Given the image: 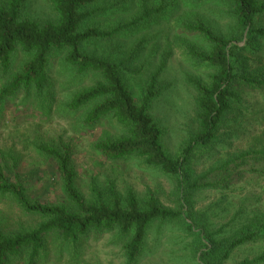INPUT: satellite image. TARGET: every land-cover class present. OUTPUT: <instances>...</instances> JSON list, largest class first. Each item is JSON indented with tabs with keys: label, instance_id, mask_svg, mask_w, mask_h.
<instances>
[{
	"label": "trees",
	"instance_id": "trees-1",
	"mask_svg": "<svg viewBox=\"0 0 264 264\" xmlns=\"http://www.w3.org/2000/svg\"><path fill=\"white\" fill-rule=\"evenodd\" d=\"M46 1L53 19L26 15L27 0H0V74L7 75L17 57L22 56L16 72L0 89V103L20 92L26 100L36 97L37 107L44 113L57 107L65 116H77L82 129H93L103 121L115 124L118 134L93 142L92 148L108 161L135 160L172 178L177 204L167 207L152 192L140 197L130 187L121 193L112 183L104 188L91 185L85 195L76 181L69 149L39 142L36 148L55 164L62 189L60 199L42 202L29 196L16 171L20 156L9 152L11 175L7 163L0 161V201L37 221L26 226L0 215V264L14 260L36 264L47 257L49 245L59 253L68 251L76 256L89 237L106 233L121 241L126 264H135L155 224L176 226L192 237L191 251L198 255L196 264H223L237 246L264 239V214L248 218L232 233L217 239L207 221L197 218L188 207L195 190L226 188L243 174L248 159H264V146L228 156L205 176L192 181L187 177V167L197 153L226 140L220 133L222 129L232 127L234 133L242 132L249 116L245 96L250 92H262L264 96V0L189 1L193 6L214 2L222 5L232 26L226 33L203 20L181 26L183 33L204 43L184 45L182 50L197 69L205 70V75L186 77L195 93L196 127L176 154L165 149L164 128L151 113L152 102L164 89L158 74L149 78L137 98L121 75L122 61L89 49L98 41L132 35L163 14L165 6L153 7L141 0L135 17L103 27L96 18L110 12L102 5L106 0ZM54 68L72 82L82 83L87 78L91 82L56 104L51 79ZM263 117L256 115L252 120L259 123ZM261 261L264 252L251 263Z\"/></svg>",
	"mask_w": 264,
	"mask_h": 264
},
{
	"label": "rangeland",
	"instance_id": "rangeland-1",
	"mask_svg": "<svg viewBox=\"0 0 264 264\" xmlns=\"http://www.w3.org/2000/svg\"><path fill=\"white\" fill-rule=\"evenodd\" d=\"M190 0H147L153 7L165 6L163 14L132 35L112 41L97 42L89 49L97 54L110 55L122 61L121 75L135 97L141 95L149 78L158 74L164 85L160 95L152 102L151 113L164 128L165 149L176 154L185 143L188 134L196 127L195 93L186 83L188 75L204 76L205 70L197 69L184 56L182 46H203L200 38L183 33L181 26L193 20H203L221 33L232 26L224 14L222 5L206 3L193 6ZM141 0H106L102 5L111 10L96 22L107 27L128 21L139 12ZM25 13L38 20L53 19L54 15L46 0H27ZM264 63V47L262 49ZM22 56L19 55L7 75L0 74V89L16 72ZM164 63V64H163ZM162 69L158 72L160 66ZM56 67V66H55ZM158 72V73H157ZM55 103L79 87L90 84L87 78L82 83L72 82L55 72L51 74ZM246 97L249 115L242 132H233L232 127L221 130L226 137L219 146L197 153L187 167L188 179L205 176L220 161L246 149L260 150L264 146V117L253 122L256 115L264 116L263 93H248ZM36 97L25 99L17 93L0 103V161L7 163L10 173L11 159L7 154L20 156L16 171L25 183L31 198L42 202H54L62 196L61 184L52 160L46 159L36 148L45 143L56 147L66 146L75 168L76 181L85 195L89 187H106L109 183L121 193L132 188L140 197L149 191L167 207H176L174 180L161 172L143 167L140 162H112L104 159L92 148L93 142L118 134L115 124L101 122L93 129H82L77 116H65L57 107L44 113L37 107ZM253 114V115H252ZM255 115V116H254ZM2 156H5L4 159ZM2 158V159H1ZM197 218L208 223L212 235L221 239L232 233L245 220L264 214V159H248L243 174L226 188L205 187L195 190L189 206ZM187 209V207H186ZM0 215L11 218V223L22 222L29 226L37 219L14 211L10 203L0 201ZM192 237L168 224H155L146 238V244L135 264H196L198 255L191 251ZM121 241L112 233L89 237L80 246L76 256L68 251L59 253L49 245L45 259L36 264H126ZM264 252V239L246 242L234 248L223 264H264L251 261ZM247 260V262H246ZM11 264H24L12 261Z\"/></svg>",
	"mask_w": 264,
	"mask_h": 264
}]
</instances>
